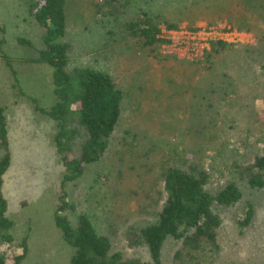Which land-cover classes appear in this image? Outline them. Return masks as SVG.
<instances>
[{
	"label": "rangeland",
	"instance_id": "rangeland-1",
	"mask_svg": "<svg viewBox=\"0 0 264 264\" xmlns=\"http://www.w3.org/2000/svg\"><path fill=\"white\" fill-rule=\"evenodd\" d=\"M135 12L129 8L121 13L118 0L65 2L62 40L68 44L67 70L89 67L106 72L124 91L121 118L106 152L100 160L86 164L83 174L66 186L74 205L68 213L71 218L86 213L97 230L109 237L112 250L147 263L146 249L127 247V227L155 219L166 197L162 175L167 167L198 164L210 175L208 190L233 179L242 199L216 209L221 218L219 250L193 251L192 259L184 250L179 258L175 254L180 242L167 239L162 264H264V188H247L232 170L235 158L248 160L254 152L264 151V95L255 90L253 99L232 103L218 72L206 70L198 60L203 50L178 44L182 42L179 35L162 44L156 54L142 47L137 38L122 31L125 19ZM201 13L197 25L221 14L220 24L230 20L248 27L242 42L251 48L260 45L264 56V0L250 4L223 0ZM185 16L179 28L195 17ZM159 27L167 30L164 23ZM41 34L23 0H0V105L12 155L3 191L14 236L2 251L12 261L23 252L19 244L24 239L26 251L19 264H68L72 248L53 220L61 180L53 144L55 122L36 110L32 101L44 108L53 103L52 68L27 59L37 56ZM18 37L31 44L18 42ZM2 54L10 58L16 79ZM258 63L254 73L264 83ZM247 201L254 204L255 215L241 231L235 218L242 215Z\"/></svg>",
	"mask_w": 264,
	"mask_h": 264
},
{
	"label": "trees",
	"instance_id": "trees-1",
	"mask_svg": "<svg viewBox=\"0 0 264 264\" xmlns=\"http://www.w3.org/2000/svg\"><path fill=\"white\" fill-rule=\"evenodd\" d=\"M118 1L121 13L128 12L129 8L136 11L125 19L123 33L137 38L142 47H149L154 54L162 44L170 41L161 37V23L167 30H176L185 15L190 14L195 17L184 27L195 30L199 26L196 21L203 17L200 16L202 11L209 6L223 4V0ZM239 1L250 4L256 0ZM65 2L23 0L27 12L42 29V47L36 57L27 59L52 68L53 103L44 108L34 98L32 101L36 110L55 122L53 144L61 165V180L53 220L63 241L72 248L68 264H162L161 250L167 239L180 242V249L175 254L179 258L184 250L189 259L193 258L190 254L193 251L219 250L221 218L216 209L239 203L243 193L233 179L226 180L215 191L208 190L206 184L210 175L207 169L194 163L187 167L177 164L167 167L162 175L166 197L156 211L155 219L127 227V247L146 249L149 256L147 263L125 258L122 250H112L109 237L97 230L86 213L81 212L71 218L68 212L74 209V205L69 201L66 186L83 174L86 164L100 160L106 152L121 118L124 91L106 72L89 67L67 70L68 44L62 40L65 34ZM169 6L173 8H167ZM221 19V14L216 15L205 25H215ZM229 21L225 23L231 28L241 31L249 29L241 24H230ZM17 40L31 44L22 37ZM2 43L1 38L0 45ZM249 45L213 39L203 48V57L198 59L203 61L206 70L218 72L223 81L221 86L231 93L232 103L246 97L253 99L255 90L261 92L260 96L264 95V83L259 79V73H254L257 70L256 62H259L258 71L264 73V56L261 55L260 45L253 48ZM2 57L15 78L10 58L4 54ZM246 74H249L247 78ZM8 141L7 120L0 105V264H19L26 251L24 239L19 244L23 252L14 255L12 261L2 251L14 241L13 220L7 214L8 202L3 191L4 175L12 157ZM241 157L232 161V170L237 175L235 179L243 181L249 189L264 188V151L254 152L248 160ZM242 212L235 218L241 231L247 229L254 219V204L247 201Z\"/></svg>",
	"mask_w": 264,
	"mask_h": 264
},
{
	"label": "built area",
	"instance_id": "built-area-1",
	"mask_svg": "<svg viewBox=\"0 0 264 264\" xmlns=\"http://www.w3.org/2000/svg\"><path fill=\"white\" fill-rule=\"evenodd\" d=\"M244 31L231 28L230 25L223 23H216L215 25L201 24L195 30H188L185 27H180L176 30H164L161 29V37L173 41L174 35H179L182 42L178 44H186L187 47L192 50L198 48L202 49L208 46L210 40L222 39L228 42H242V35ZM169 41V42H170Z\"/></svg>",
	"mask_w": 264,
	"mask_h": 264
}]
</instances>
